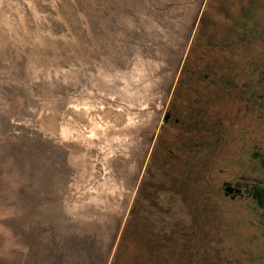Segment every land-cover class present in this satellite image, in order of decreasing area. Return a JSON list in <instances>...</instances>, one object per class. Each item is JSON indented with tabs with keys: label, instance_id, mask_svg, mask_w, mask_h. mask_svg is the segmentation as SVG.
Wrapping results in <instances>:
<instances>
[{
	"label": "rangeland",
	"instance_id": "374dc122",
	"mask_svg": "<svg viewBox=\"0 0 264 264\" xmlns=\"http://www.w3.org/2000/svg\"><path fill=\"white\" fill-rule=\"evenodd\" d=\"M206 2L0 0V264H207L236 251L230 237L262 252L264 104L237 115L225 97L212 61L228 50L204 37L218 33L199 26ZM224 182L251 193L225 196ZM144 188L160 191L158 212L131 232Z\"/></svg>",
	"mask_w": 264,
	"mask_h": 264
},
{
	"label": "trees",
	"instance_id": "16d2710c",
	"mask_svg": "<svg viewBox=\"0 0 264 264\" xmlns=\"http://www.w3.org/2000/svg\"><path fill=\"white\" fill-rule=\"evenodd\" d=\"M206 4L209 7V9L206 8L204 11H208V13L206 12L205 13L210 16L209 18L211 19V21L205 20L206 21L205 22L202 21L203 19L202 18L201 22H199V26L202 25V28L205 29L203 31L207 30L208 33L210 30L213 31L215 30V32H217L218 30V33L217 36H215L214 38H211L206 34H205L206 36L204 37L209 38L208 41H210L211 46H214L216 48L217 45H223V49L225 48L226 50H228L227 57L222 58L223 61L219 59L220 57H218L219 60L212 61L213 74L218 75L221 74L220 73L221 71H223V74H221L222 77H220V79L225 81L223 84H221L224 88L223 90L225 97H227V94L229 93L228 97L230 98L231 104L233 101L232 104L233 109H235L236 110L235 113L239 115L237 111L239 109L245 108L246 106H249L250 104L252 106L255 105V103L257 102L259 103L261 102L264 104V94L260 96L258 92L251 93L253 91V88L255 89V86H264V0H207ZM216 5L219 6L224 5L227 8L230 16L222 17V18L216 17L214 11H212L214 6ZM210 38L213 40H211ZM237 51L242 52L243 54V57H241L240 59L236 58ZM199 61L200 59H197V62L194 64H198ZM216 62L218 64H216ZM192 68L194 67L192 66ZM207 68L208 67H204L205 69L204 71H208ZM193 70L194 69L187 72L188 77L195 75ZM206 76L207 75L205 74L204 77ZM239 76L242 79L245 88L237 89V87L239 88V86L238 85L236 86V83L238 80H240ZM220 79H218V81H220ZM218 81L215 80L211 81V79L206 80L204 81V85H207L209 88H212L213 91L214 90L218 91V87L215 85L216 82ZM211 84L213 85V87L211 86ZM234 87L235 89H233ZM223 90H220V93ZM255 94H258L260 98L257 97L254 99ZM237 97H239L240 100ZM243 97L246 98L245 104L247 105L244 104L242 99ZM206 99H208L206 94L202 95L201 101L203 102V100ZM246 109L244 110L246 111ZM263 109H264V105H263ZM157 148H158V144H157ZM163 149L165 151L166 147H164ZM163 149L161 151L162 154H164ZM161 160H159V164L162 167L161 170L166 169L165 167H163V164H161ZM164 166L168 167V165L165 163ZM157 170H159L158 166H157ZM157 192L160 193V191L158 190ZM157 192L153 191L151 188H144L143 195H148V196L142 202L139 197L137 200H134L126 225L127 228H129V230L131 229V232L134 230L136 223L140 224L144 216H148L151 214H154L155 216V214H157L158 210L155 209V204L159 203V196ZM140 196L142 195L140 194ZM141 205L143 206L145 205V209H141ZM158 221H159L158 222L159 226H161L163 224V221L161 219H158ZM143 224H144L143 225L144 228L146 229L145 234L151 235V233L148 231L154 229H151V227L149 226L150 224H148L147 222H144ZM152 224L155 223L152 222ZM227 225L228 227H234V223H228ZM218 226L216 225V227L213 228L217 230ZM169 231L171 234L178 233V238L182 239L179 235V231H180L179 228L173 227L170 228ZM157 233L161 238H164L166 235H169V234H163L161 229H158ZM141 237H143V240L145 238L149 239V237H146L144 235ZM230 238L232 242L230 244L224 243V246L228 247V249L231 248L233 249L234 247V250L236 251L233 252L232 254L226 252L219 253L218 251L214 254H210L208 257L207 264H264V249H262L264 248V246L261 247L262 245L261 238L259 236L256 238H252L253 243L254 242L256 243L257 249L259 248L262 249V252L259 255L257 254L252 255L251 253H247L245 249H236L243 247V245L245 246L248 245L246 242L244 244L243 243L237 244L235 243L236 241L232 239V237ZM138 240L140 241V239ZM250 240L251 238L245 241H250ZM121 242L122 239L120 240L119 245L122 244ZM163 242L164 241H162V243ZM131 243H133V239H131ZM220 243L222 244L223 241ZM130 245L131 247H133L132 244ZM136 245L137 244H135V246ZM219 245L220 244L215 246V243H213L211 244V246L207 245V248H209L208 250H211L210 247L213 248L214 246L215 248H219ZM220 247L222 248L221 245ZM118 252L119 249L117 248L116 253ZM213 256L218 258L211 259L213 258ZM157 257L159 259L158 263L160 264L163 260L159 258V254H157ZM194 261L195 260H192L191 263L189 264H199ZM111 264H117L116 256Z\"/></svg>",
	"mask_w": 264,
	"mask_h": 264
},
{
	"label": "flooded vegetation",
	"instance_id": "af4514ba",
	"mask_svg": "<svg viewBox=\"0 0 264 264\" xmlns=\"http://www.w3.org/2000/svg\"><path fill=\"white\" fill-rule=\"evenodd\" d=\"M166 117H167V119H165ZM172 122L178 123L179 122V119L174 118V112L173 113L168 112L167 115L164 117L163 124L168 127V130L171 132V134H173V133H177V134L174 136V138H167V140L169 142H174L175 141L176 143H178L179 139H176L175 140L176 136H178V127L177 126L175 127V126L171 125ZM176 129H177V131H176ZM263 152H264V149H263ZM256 159H258V158H256ZM260 161H261V167L264 169V159H260ZM262 178L264 179V176ZM259 182L262 183L261 186L264 187V180H263V182L258 181L257 184ZM257 184H254V185L257 186ZM223 185H224L223 190H225L223 195H225V196L226 195L228 196L229 193H231L230 195H232V196H238L239 194H241V192H243V193H249L250 192V190H248V188H246V187L245 188H242L240 186L234 185V186H231L230 187V188H232V190H227L226 185H228V184L226 182H224ZM257 193H258V191H257ZM260 203H261L260 205L263 207L262 209L264 211V197H263V200Z\"/></svg>",
	"mask_w": 264,
	"mask_h": 264
},
{
	"label": "crops",
	"instance_id": "0c3cea01",
	"mask_svg": "<svg viewBox=\"0 0 264 264\" xmlns=\"http://www.w3.org/2000/svg\"><path fill=\"white\" fill-rule=\"evenodd\" d=\"M173 96L171 95V97H170V100H169V102H171V99H173L172 98ZM198 100H201L202 99V95H198ZM203 102H204V100H203ZM200 104V103H199ZM204 105H205V102H204ZM204 105H201L200 107H201V110H200V114L199 115H201L202 114V107L204 106ZM227 184H229V186L231 187V183H228V182H226ZM232 189V188H231Z\"/></svg>",
	"mask_w": 264,
	"mask_h": 264
},
{
	"label": "water",
	"instance_id": "95a60500",
	"mask_svg": "<svg viewBox=\"0 0 264 264\" xmlns=\"http://www.w3.org/2000/svg\"><path fill=\"white\" fill-rule=\"evenodd\" d=\"M165 119H167V117H166ZM226 188H227V190H231V188H230L229 184H228V185H226Z\"/></svg>",
	"mask_w": 264,
	"mask_h": 264
}]
</instances>
